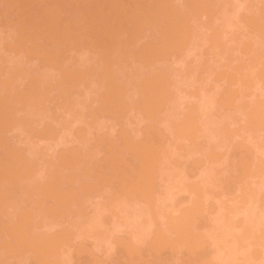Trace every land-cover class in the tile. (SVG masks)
<instances>
[{
	"label": "rangeland",
	"instance_id": "rangeland-1",
	"mask_svg": "<svg viewBox=\"0 0 264 264\" xmlns=\"http://www.w3.org/2000/svg\"><path fill=\"white\" fill-rule=\"evenodd\" d=\"M0 1V264H264V0Z\"/></svg>",
	"mask_w": 264,
	"mask_h": 264
},
{
	"label": "bare ground",
	"instance_id": "bare-ground-1",
	"mask_svg": "<svg viewBox=\"0 0 264 264\" xmlns=\"http://www.w3.org/2000/svg\"><path fill=\"white\" fill-rule=\"evenodd\" d=\"M2 1H3V3H6V2H4V0H2ZM5 1H7V0H5ZM8 1H9V0H8ZM10 1H12L11 4H10ZM10 1H9V4H10L11 6L13 5V6L15 7L16 0H15V1L10 0ZM17 1H18V0H17ZM23 1H24V0H23ZM32 1H33V0H32ZM49 1L51 2V0H49ZM49 1H48V3H49ZM52 1H53V0H52ZM54 1H55V0H54ZM71 1H72V0H71ZM75 1L77 2L78 0H74V2H75ZM92 1H93V3L95 2V0H92ZM92 1H91V2H92ZM98 1H99V0H98ZM107 1H108V0H107ZM107 1H106V3H107ZM111 1H112V3H113V2H117V1H119V0H116V1H115V0H111ZM111 1H110V2L108 1V3L110 4V6L113 5V6L115 7L116 5H114V3L111 4ZM120 1H121V0H120ZM123 1H124V0H122V2H120V3H121V4L124 3ZM134 1H135V0H134ZM138 1H139V0H138ZM0 2H1V1H0ZM13 2H15V4H14ZM24 2H25V1H24ZM57 2H58V1L56 0L55 3L57 4ZM59 2H60V1H59ZM62 2H63V1H62ZM62 2H61V4H63ZM67 2H68V1H67ZM69 2H70V1H69ZM83 2H84V0H83ZM85 2H86V1H85ZM96 2H97V1H96ZM102 2H103V1H102ZM104 2H105V0H104ZM140 2H141V1H140ZM164 2H165V1H164ZM166 2H167V0H166ZM170 2H171V1H170ZM170 2L168 1V3H170ZM1 3H2V2H1ZM17 3H19V2H17ZM20 3H21V2H20ZM29 3H30V2H29ZM34 3H35V2H34ZM38 3H39V2H38ZM53 3H54V2H53ZM53 3H52V4H53ZM70 3H71V2H70ZM77 3H79V4H78V8H79L80 3H81L82 6H83V3H82V2H77ZM98 3H99V2H98ZM106 3H105V4H106ZM108 3H107V4H108ZM118 3H119V2H118ZM131 3H133V2H131ZM131 3H129V4H131ZM168 3H167V4H168ZM218 3H219V2H218ZM6 4H7V3H6ZM6 4H5V6H6ZM21 4H22V3H21ZM21 4H20V5H21ZM32 4H33V2H32ZM50 4H51V3H50ZM59 4H60V3H59ZM59 4H57V6H58ZM61 4H60V5H61ZM65 4L68 5V3H66V2H65ZM65 4H64V8H66V5H65ZM73 4H76V3H73ZM96 4H97V3H96ZM109 4H108V6H107V5H104V6L110 7ZM116 4H117V3H116ZM124 4H125V3H124ZM137 4H138V3H137ZM1 5H3V4H1ZM30 5H31V4H30ZM33 5H34V4H33ZM47 5H48V4H47ZM53 5H55V4H53ZM60 5H59V6H60ZM70 5H71V4H70ZM70 5H69V7H70ZM85 5H86V3H85ZM94 5H95V4H94ZM101 5H103V3H102ZM101 5H100V6H101ZM118 5H120V4H118ZM126 5H128V4H126ZM134 5H135V4H134ZM138 5H139V4H138ZM141 5H142V4H141ZM141 5H140V7H142ZM154 5H155V4H154ZM11 6L8 5V7H9L10 9H11ZM13 6H12V8H13ZM23 6H24V5H23ZM37 6H38V5H37ZM45 6H46V5H45ZM45 6H44V7H45ZM59 6H58V8H59ZM71 6H72V5H71ZM80 6H81V5H80ZM82 6H81V7H82ZM87 6H88V5H87ZM92 6H93V5H92ZM100 6H98V8H103V7H100ZM131 6H132V5H131ZM131 6H130V7H131ZM159 6H160V5H159ZM164 6H165V5H164ZM169 6H170V5H169ZM0 7H1V6H0ZM2 7H3V6H2ZM2 7H1V8H2ZM8 7H7V8H8ZM17 7L20 8L19 6H16V8H17ZM26 7H27V5H26ZM38 7H39V6H38ZM48 7H49V5H48ZM96 7H97V5H96ZM107 7H105V8H107ZM116 7H117V6H116ZM118 7L120 8V6H118ZM118 7H117V8H118ZM132 7H134V6H132ZM140 7H138V8H140ZM154 7H157V5L154 6ZM165 7H167V6H165ZM1 8H0V9H1ZM4 8H5V7H4ZM4 8H3V9H4ZM18 8H17V9H18ZM50 8L52 9V11H53L54 9H56V7H50ZM64 8H61V9L65 10ZM71 8H72V7H71ZM74 8H77V5H76V7H74ZM105 8H104V9H105ZM122 8H123V7H122ZM122 8H121V9H122ZM218 8H219V7H218ZM14 9H15V8H14ZM14 9H12L13 12H11V13H12L13 15H14V14L17 15L18 13H16V12L14 13V11H17V10H14ZM30 9H31V8L29 7V10H30ZM66 9H70V8L67 7ZM91 9H92V7H91ZM96 9H97V8H96ZM96 9H95V10H96ZM109 9H110V8H109ZM112 9H113V8H112ZM112 9H111V11L113 12ZM124 9H125V8H124ZM124 9H123L122 11H120V10H117V11H118V13H119V11L122 13V12H125ZM127 9H128V8H127ZM160 9H161V8L159 7V10H160ZM220 9H221V8H220ZM7 10H8V9H7ZM21 10H22V9H21ZM31 10H32V9H31ZM36 10H37V9H36ZM38 10H39V9H38ZM48 10H49V9H48ZM63 10H61V12H62ZM71 10H72V9H71ZM97 10H98V9H97ZM97 10H96V11H97ZM114 10H115V9H114ZM131 10H132V9H131ZM135 10H136V9H135ZM153 10H154V9H152V11H153ZM221 10H222V9H221ZM3 11H4V10H3ZM3 11H1V12H3ZM9 11H10V10H9ZM22 11H23V10H22ZM25 11L27 12L28 10H25ZM40 11H41V9H40ZM72 11H73V10H72ZM102 11H104V10H102ZM102 11H100V12H102ZM133 11H134V10H133ZM133 11H131V13H134V14H131V13H130L129 16H130V17L132 16L131 18L133 19L135 16H136V18H138L137 16L140 15L139 18H138V19H140V20H138V19H136V20H137V22H139V24H141V26H140L141 29H143L142 27L145 25L146 22H147V23H146V24H147L146 27L148 26L147 28H151V27L154 28V27H155V26H154V25H155V21L152 22V20H150V18H149L150 21L148 20L149 22L146 20L145 12L142 10V8H141V11L144 12V15H143V12H142V13H141V12L139 13V9L137 10V11H138L137 14H135V11H134V12H133ZM166 11H167V10H166ZM173 11H175V10H173ZM210 11H213V9L210 10ZM6 12H7V11H6ZM26 12H25V13H22V12H21V14H26ZM28 12H29V11H28ZM30 12H31V11H30ZM35 12H36V11H35ZM44 12H45V11H43V13H44ZM46 12H47V11H46ZM48 12L50 13V11H48ZM55 12H56V11H54V13H55ZM58 12H59V11H58ZM69 12H70V11H69ZM74 12H81V11H78V9H77V11H74ZM97 12H98V11H97ZM149 12H150V10H149ZM149 12H148V13H149ZM168 12H169V11H168ZM170 12H171V11H170ZM176 12H177V11H176ZM222 12H223V11H222ZM3 13L5 14V12H3ZM11 13L9 12V14H11ZM52 13H53V12H52ZM52 13H51V14H52ZM65 13H66V11H65ZM94 13H95V12H94ZM105 13H107V12H105ZM109 13H110V12H109ZM118 13H117V14H118ZM128 13H129V12H128ZM161 13H163V12H161ZM173 13H174V12H173ZM173 13H172V15H170V16H173ZM4 14H2V16H3ZM7 14H8V13H7ZM12 14H11V15H8L9 18H10V20H9V18H7L8 16H6V18H7L10 22H12L11 19L14 18V16H12ZM21 14H20V15H21ZM36 14H37V13H36ZM41 14H42V13H41ZM79 14H80V13H79ZM95 14H97V13H95ZM100 14H101V13H100ZM110 14H111V13H110ZM155 14H156V13H155ZM169 14H171V13H169ZM178 14H179V12L177 13V15H178ZM5 15H6V14H5ZM5 15L3 16V18L6 20V22H5L4 20H3L2 22L7 23L8 21H7V19L5 18ZM16 15H15V18H16L15 21H18V22H19L18 19H19L20 15L18 14L17 17H16ZM26 15H27V14H26ZM47 15L49 16L50 14L47 13ZM53 15H54V14H53ZM105 15H106V14H105ZM107 15H108V13H107ZM111 15H112V14H111ZM111 15H110V16H111ZM120 15H121V14H120ZM120 15H119V16H120ZM125 15L127 16V14H125ZM133 15H134V16H133ZM141 15H143V18H144L143 20H144V21L142 20V18H140ZM157 15H158V14H157ZM174 15H175V14H174ZM23 16H25V15H23ZM23 16H22V17H23ZM28 16H30V14H28L27 17H28ZM31 16H33V13H32ZM44 16H45V15H44ZM51 16H52V15H51ZM51 16H50L49 18H51ZM94 16H95V15H94ZM116 16H117V15H116V13H115V17H116ZM153 16L155 17L154 14H153ZM168 16H169V15H168ZM178 16H179V15H178ZM178 16H177V17H178ZM0 17H1V15H0ZM27 17H26V18H27ZM52 17H53V16H52ZM58 17H59V16H58ZM111 17H112V16H111ZM157 17H158V16H157ZM162 17H163V16H162ZM180 17H181V16H180ZM24 18H25V17H24ZM26 18H25V19H26ZM32 18H33V17H32ZM36 18H37V17H36ZM74 18H75V17H74ZM87 18H89V17H87ZM93 18H94V17H93ZM101 18H102V17H100V19H101ZM107 18H108V16L106 17V19H107ZM118 18H120V17H118ZM123 18H124V16L122 17V19H123ZM155 18H156V17H155ZM159 18H161V17H159ZM166 18H167V17H166ZM175 18H176V17H175ZM25 19H22V20L20 19L21 23H22V21H23V24L26 23L27 21H26ZM61 19H62V18H61ZM77 19H78V18H77ZM77 19H76V20H77ZM97 19H99V17H97ZM104 19H105V17H104ZM106 19H105V20H106ZM113 19H114V16H113ZM116 19H117V18H116ZM147 19H148V18H147ZM151 19H153V18L151 17ZM163 19H164V18H163ZM176 19H177V18H176ZM179 19H180V18H179ZM0 20H1V19H0ZM24 20H25L26 22H25ZM42 20H43V19H42ZM42 20H41V21H42ZM49 20H50V19H48V21H49ZM79 20H81V19H79ZM86 20H87V19H86ZM95 20H96V19H95ZM95 20H94V21H95ZM101 20H102V19H101ZM105 20H104V21H105ZM107 20H108V19H107ZM109 20H110V17H109ZM133 20H134V19H133ZM133 20H132V21H133ZM141 20L143 21V22H142V23H143V26H142V23L140 22ZM157 20H158V19H157ZM166 20H167V19H166ZM168 20L170 21V17H169ZM31 21H32V20H31ZM33 21L35 22L34 19H33ZM41 21H40V22H41ZM51 21H52V20H51ZM66 21H67V20H65V22H66ZM82 21H84V20H82ZM92 21H93V20H92ZM102 21H103V20H102ZM113 21H114V20H113ZM125 21H126V20H125ZM145 21H146V22H145ZM161 21H162V20H161ZM161 21L159 20V24H160ZM172 21H174V20L171 19V22H172ZM176 21L179 22L178 19L175 20V22H176ZM183 21H184V20H183ZM10 22H9V23H10ZM13 22H14V21H13ZM49 22H50V21H49ZM77 22H81V21H77ZM84 22H85V21H84ZM98 22H99V21H98ZM100 22H101V21H100ZM107 22H108V21H107ZM110 22H111V21H110ZM127 22H128V21H127ZM151 22H152V23H151ZM163 22H164V21H163ZM38 23H39V21H38ZM42 23H43V22H42ZM45 23H46V21H45ZM60 23H61V21H60ZM93 23H94V22H93ZM115 23H116V21H115ZM119 23H120V22H119ZM124 23H125V22H124ZM149 23H151L152 25L154 24V25L150 27V26L148 25ZM165 23H166V22H165ZM169 23H170V22H169ZM169 23H168V24H169ZM7 24H8V23H7ZM10 24H11V23H10ZM10 24H9V25H10ZM12 24H13V23H12ZM14 24H15V22H14ZM18 24H19V23H18ZM26 24H27V23H26ZM28 24H29V23H28ZM34 24H35V23H34ZM51 24H52V23H51ZM64 24H65V23H64ZM67 24H68V22H67ZM71 24H72V23H71ZM73 24H74V23H73ZM76 24H78V23H76ZM103 24H105V23L102 22V26L104 27ZM109 24H110V23H109ZM129 24H130V23H129ZM139 24H138V25H139ZM151 24H150V25H151ZM183 24H184V23H183ZM183 24H182V22H181V24L179 23V25H183ZM250 24H252V23H250ZM250 24H249V25H250ZM1 25H2V24H1ZM1 25H0V26H1ZM21 25H22V24H21ZM32 25H33V23H32ZM36 25H38V24H35V26H36ZM39 25H40V23H39ZM49 25H50V24H49ZM65 25H66V24H65ZM65 25H64V26H65ZM69 25H70V24H69ZM78 25H79V24H78ZM83 25H85V24H83ZM113 25H114V23H113ZM120 25H122V22H121V24H119V26H120ZM123 25H124V24H123ZM125 25H126V24H125ZM171 25H172V24H171ZM177 25H178V24H177ZM247 25H248V24H247ZM2 26H4V24H3ZM6 26H7V25H5V27H6ZM13 26H14V25H13ZM15 26H16V25H15ZM27 26H28V25H27ZM35 26L33 25V27H31V24H30L29 28H34ZM58 26H60V25L58 24ZM70 26H71V25H70ZM73 26H74V25H73ZM79 26H82V25H79ZM79 26H78V27H79ZM92 26H93V24H92ZM95 26H96V25H95ZM98 26H99L100 28L102 27V26H100V24H98ZM105 26H107V25H105ZM115 26H116V25H115ZM136 26H137V25H136ZM156 26H157V24H156ZM172 26H173V25H172ZM175 26H176V25H175ZM250 26H251V25H250ZM40 27H41V26H40ZM44 27H45V26H44ZM46 27H47V26H46ZM62 27H63V26H62ZM65 27H67V26H65ZM68 27H69V26H68ZM75 27H76V25H75L74 27H72V29L75 28ZM82 27H86V26H82ZM99 27H98V28H99ZM107 27H109V26H107ZM122 27H123V26H122ZM138 27H139V26H138ZM161 27H162V26H161ZM163 27H164V26H163ZM170 27H171V26H170ZM177 27H178V26H177ZM181 27H182V26H180V28H181ZM10 28H11V27H10ZM13 28H14V27H13ZM23 28H24V27H23ZM38 28H39V27H38ZM50 28H52V27H49V29H50ZM57 28H58V27H57ZM63 28H64V27H63ZM91 28H92V27H91ZM98 28H97V30H100V28H99V29H98ZM110 28H111V27H110ZM144 28H145V27H144ZM153 28H152V29H153ZM156 28H157V27H156ZM165 28H166V27H165ZM165 28H164V29H165ZM180 28H179V29H180ZM5 29H6V28H5ZM35 29H36V28H35ZM40 29H41V28H40ZM58 29H59V28H58ZM64 29H65V28H64ZM69 29H70V31H72L71 28H69ZM83 29H84V28H83ZM92 29H93V28H92ZM101 29H103V28H101ZM115 29H117V28H115ZM123 29H125V28L123 27ZM157 29H158V28H157ZM166 29H167V28H166ZM169 29H170V28H169ZM169 29H167V30H169ZM173 29H174V28H173ZM38 30H39V29H38ZM62 30H63V29H62ZM74 30H75V29H74ZM85 30H86V29H85ZM104 30H106V29L100 30L99 33H101V32L103 31V32H102L103 34H101V36L103 35V36L105 37V40L108 38V35L111 36L112 34H114V33H112V34L110 35V33H108V35H107L106 31H108L109 29H107L105 32H104ZM110 30H111V29H110ZM117 30H118V29H117ZM119 30H120V29H119ZM126 30H127V29H126ZM135 30H136V29H135ZM143 30H144V29H143ZM183 30H184V28H183ZM17 31H18V30H17ZM27 31H28V30H27ZM33 31H34V30H33ZM36 31H37V29L35 30V32H36ZM67 31H68V30H67ZM70 31H68V32H70ZM75 31H77V30H75ZM111 31H113V30H111ZM131 31H132V30H131ZM169 31H170V30H169ZM172 31H173V30H172ZM172 31H171V32H172ZM178 31H179V30H178ZM180 31H181V30H180ZM5 32H7V31H5ZM29 32H30V31H29ZM38 32H39V31H38ZM47 32H48V31H47ZM58 32H59V31H58ZM73 32H74V31H73ZM89 32H90V29H89ZM94 32L97 33L95 30H94ZM108 32H109V31H108ZM175 32H176V30H175ZM0 33H1V32H0ZM17 33H18V32H17ZM20 33H21V32H20ZM36 33H37V32H36ZM42 33H43V32H42ZM63 33H64V32H63ZM65 33H66V32H65ZM65 33H64V34H65ZM79 33H81V32H79ZM95 33H94V36H95ZM99 33H98V34H99ZM104 33H106V35H105ZM116 33H117V32H116ZM118 33H119V32H118ZM118 33H117V34H118ZM122 33H123V32H122ZM128 33H129V32H128ZM128 33H127V34H128ZM137 33H138V30H137ZM137 33H136V34H137ZM140 33H141V31H140ZM156 33H157V32H156ZM156 33H155V36H157ZM159 33H161V32H159ZM163 33H164V32H163ZM46 34H47V33H46ZM76 34H77V33H76ZM82 34H83V33H82ZM85 34H88V32H87V33L84 32V35H85ZM91 34H93V31L91 32ZM119 34H120V33H119ZM125 34H126V33H125ZM169 34H170V33H169ZM6 35H7V34H6ZM19 35H20V34H19ZM22 35H23V34H22ZM26 35H27V34H26ZM29 35H31V34H29ZM39 35H40V34H39ZM50 35H51V34H50ZM78 35H79V34H78ZM78 35H77V36H78ZM84 35H82V37H84ZM96 35H97V34H96ZM114 35H115V37H116V34H114ZM132 35H133V33H132ZM142 35H143V34H141V37H142ZM159 35H160V34H159ZM14 36H15V35H14ZM71 36L73 37V34H72ZM71 36H70V37H71ZM101 36H100V37H101ZM103 36H102V37H103ZM135 36H137V35H135ZM138 36H139V35H138ZM144 36H145V35H144ZM20 37H21V36H20ZM20 37H19V38H20ZM24 37H25V36H24ZM30 37H31V36H30ZM30 37H29V38H30ZM58 37H59V36H58ZM58 37H56V38H58ZM87 37H88V36H86V37H84V38L87 39ZM91 37H93V36H91ZM96 37H97V36H96ZM98 37H99V36H98ZM100 37H99V38H100ZM119 37H120V36H119ZM131 37H132V36H131ZM161 37H162V36H161ZM161 37H160V38H161ZM168 37H169V36H168ZM7 38H8V37H7ZM14 38H15V37H14ZM17 38H18V37H17ZM26 38H27V37H26ZM26 38H24L25 41H23V43H24V42L28 43L27 41H28L29 39L26 41ZM46 38L48 39L47 36H46ZM46 38L44 37V39H46ZM51 38H52V37H51ZM56 38H55V39H56ZM60 38H61V37H60ZM79 38H80V37H79ZM84 38H83V39H84ZM93 38H94V37H93ZM109 38H110V37H109ZM109 38H108V39H109ZM111 38H112V37H111ZM111 38H110V39H111ZM117 38H118V37H117ZM117 38H114V40L111 39V40H113V41H116L117 43L115 42V43H113L114 45H110L111 42H109L108 44L111 46V48H112L113 46H116L117 48L115 47V49L118 50L119 46H120V45L123 46L124 43L121 44V43L117 40ZM133 38H134V37H133ZM136 38H138V37H136ZM68 39H69V37H68ZM74 39H76V38H74ZM83 39H82V40H83ZM86 39H85V40H86ZM88 39H89V37H88ZM91 39H92V38H91ZM101 39H103V38H101ZM115 39H116V40H115ZM118 39H119V38H118ZM122 39H123V38H122ZM122 39H121V41H122ZM124 39H125V36H124ZM124 39H123V40H124ZM129 39H130V38H129ZM139 39H140V37H139ZM139 39H138V40H139ZM168 39H169V38H168ZM171 39H172V38H171ZM3 40H4V39H3ZM3 40H1V41H3ZM8 40H9V39H8ZM10 40H11V39H10ZM31 40H32V38H31ZM48 40H49V39H48ZM58 40H59V39H58ZM79 40H80V39H79ZM134 40H135V39H134ZM136 40H137V39H136ZM160 40H161V39H160ZM165 40H166V38H165ZM4 41H7V39L5 38ZM69 41H73V39H72V40H69ZM80 41H81V40H80ZM97 41H98V40H97ZM99 41H100V40H99ZM101 41H102V40H101ZM108 41H109V40H108ZM126 41H127V39H126ZM128 41H129V40H128ZM163 41H164V40H163ZM166 41H167V40H166ZM171 41H173V40H171ZM17 42H18V41H17ZM21 42H22V41H21ZM21 42H20V44H21ZM34 42H35V41H34ZM54 42H57V41L55 40ZM59 42H61V41L59 40ZM81 42H82V41H81ZM81 42H80V43H81ZM83 42H84V40H83ZM83 42H82V43H83ZM118 42H119L120 45H118ZM124 42H125V41H124ZM133 42H134V41H133ZM133 42H132V38H131V41H129V43H128V42H125L126 44H127V43H128V44H127V45L125 44L123 48L120 46L121 49H119V52L117 51V52H118V53H117L118 55H116V53H115L114 55L119 57V53H121L122 55L120 54V56H121L120 59L124 56V54H125V58H126V55H127V58H128V56H129V55H128V52H129L128 49H127V50H124V51H122V49L126 48V46H128V45L132 46V45H133ZM173 42H174V41H173ZM14 43H16V42H14ZM26 43H25V44H26ZM68 43H69V42H68ZM75 43H76V41H75ZM75 43H74V44H75ZM98 43H99V42H98ZM102 43H103V42H102ZM130 43H131L132 45H131ZM151 43H153V41H151ZM164 43H165V41H164ZM167 43H168V42H167ZM169 43H170V42H169ZM30 44H31V43H30ZM52 44H53V42H52ZM72 44H73V43H72ZM83 44H84V43H83ZM92 44H93V43H92ZM94 44H95V43H94ZM100 44H101V43H100ZM105 44H106V43H105ZM105 44H104V45H105ZM108 44H107V45H108ZM111 44H112V43H111ZM134 44H135V43H134ZM136 44H137V43H136ZM12 45H13V43H12ZM26 45H27V44H26ZM28 45H29V44H28ZM75 45H76V44H75ZM117 45H118V46H117ZM147 45H149V44H147ZM165 45H166V43H165L163 46H165ZM10 46H11V45H10ZM22 46H23V45H22ZM70 46H71V45H70ZM93 46H94V45H93ZM98 46H99V45H98ZM101 46H102V45H101ZM101 46H99V47L101 48ZM110 46H109L108 48L106 47L108 51L110 50V49H109ZM151 46H152V45H151ZM158 46H159V45H158ZM16 47H18V46H16ZM19 47H20V45H19ZM33 47H34V46H33ZM71 47H72V46H71ZM96 47H97V46H96ZM99 47H98V49H99ZM144 47H145V46H144ZM171 47H172V44H171ZM77 48H78V47H77ZM77 48H76V49H77ZM87 48H88V47H87ZM90 48H91V47H90ZM90 48H89V49H90ZM92 48H93V47H92ZM102 48H103V47H102ZM131 48H132V47H131ZM133 48L135 49V47H133ZM148 48H149V47H148ZM150 48H151V47H150ZM157 48H158V47H157ZM160 48H161V46H160ZM160 48H159V49H160ZM169 48H170V47H169ZM25 49H26V48H25ZM103 49H104V48H103ZM112 49H113V48H112ZM112 49H111V51H112ZM115 49H113V50L115 51ZM155 49H156V48H154V51H155ZM161 49H162V48H161ZM165 49H166V48H165ZM170 49H171V48H170ZM172 49H173V48H172ZM21 50H24L23 47H22ZM94 50H95V49H94ZM101 50H102V49H101ZM129 50H130V49H129ZM15 51H16V50H15ZM26 51H27V50H26ZM31 51H33V50H31ZM31 51H30V52H31ZM53 51H54V49H53ZM96 51H97V49H96ZM108 51H107V52H108ZM111 51H110V53H111ZM126 51H128L127 54H126ZM149 51H151V50H149ZM157 51H158V50H157ZM160 51H161V50H160ZM162 51H163V50H162ZM165 51L168 52V50H165ZM165 51H164V52H165ZM122 52H125V53H122ZM130 52H131V51H130ZM152 52H153V51H152ZM26 53H27V52H26ZM28 53H29V52H28ZM33 53H34V52H33ZM51 53H52V52H51ZM51 53H50V54H51ZM97 53H98V52H97ZM101 53H102V52H101ZM110 53H109V55L112 54V53H111V54H110ZM113 53H114V52H113ZM147 53L150 54L151 52H147ZM147 53H146V55H147ZM155 53H156V51H155ZM155 53H154V55H157L158 52H157L156 54H155ZM30 54H31V53H30ZM131 54H132V53H131ZM144 54H145V53H144ZM46 55H47V54H46ZM48 55H49V54H48ZM56 55H57V54H56ZM100 55H101V54H100ZM104 55H106V54L103 53V56H104ZM114 55H113V56H114ZM136 55H137V54H136ZM146 55H144V56L146 57ZM151 55H153V54L151 53ZM43 56H44V55H43ZM50 56H51V55H50ZM58 56H59V55H58ZM107 56H108V54H107ZM107 56H106V57H107ZM149 56H150V55H149ZM48 57H49V56H48ZM100 57H101V56H100ZM104 57H105V56H104ZM153 57H154V56H153ZM55 58H56V57H55ZM111 58H112V56H111ZM125 58H124V57L122 58V59H123L122 62L125 60ZM129 58H130V56H129ZM139 58L141 59V57H139ZM142 58H143V57H142ZM148 58H150V57H148ZM26 59H27V57H26ZM50 59H51V58H50ZM58 59H59V58H58ZM103 59H104V58H103ZM108 59H109V57H108ZM108 59H107V60H108ZM118 59H119V58H118ZM118 59L115 60V61L113 60V61H114L113 64H116L115 62L118 61ZM130 59H131V58H130ZM150 59H151V58H150ZM42 60H43V59H42ZM44 60H45V58H44ZM105 60H106V59H105ZM105 60H104V61H105ZM135 60H136V59H135ZM138 60H139V59H138ZM138 60H137V61H138ZM145 60H146V58H145ZM153 60H154V59H153ZM37 61H38V60H37ZM45 61H47V60H45ZM45 61H44V62H45ZM60 61H61V60H60ZM113 61H112V62H113ZM120 61H121V60H119L118 62L120 63ZM126 61L128 62V59L125 60V64H126ZM129 61H130V60H129ZM137 61H136V62H137ZM149 61H150V60H149ZM41 62H42V61H41ZM48 62H52V61L49 60ZM48 62H47V63H48ZM54 62H55V61H54ZM54 62H53V64H54ZM110 62H111V60H110ZM138 62H139V61H138ZM33 63H34V62H33ZM42 63H43V62H42ZM42 63H41V64H42ZM55 63H56V62H55ZM57 63H58V62H57ZM145 63H146V61H145ZM145 63L142 64V65L144 66ZM149 63H150V62H148L147 64H149ZM49 64H50V63H49ZM58 64H59V63H58ZM104 64H105V63H104ZM111 64H112V63H111ZM125 64H124V66H125ZM147 64L145 65L146 67H147ZM153 64H154V62H153ZM45 65H46V64H45ZM102 65H103V64H102ZM105 65H107V64H105ZM105 65H103V66H105ZM117 65H118V64H117ZM117 65H116V66H117ZM119 65H121V64H119ZM122 65H123V64H122ZM126 65H127V64H126ZM150 65H151V64H150ZM46 66H47V65H46ZM100 66H101V65H100ZM103 66H102V67H103ZM107 66H108V65H107ZM110 66H111V65H110ZM148 66H149V65H148ZM44 67H45V66H44ZM102 67H101V68H102ZM112 67H113V66H112ZM117 67H118V66H117ZM72 68H73V67H72ZM109 68H110V67H109ZM120 68H121V67H120ZM27 69H28V68H27ZM48 69H49V68H48ZM46 70H47V69H46ZM71 70H72V69H71ZM79 70H80V69H79ZM83 70H84V69H83ZM108 70H109V69H108ZM108 70H106V71H108ZM112 70H113V69H112ZM121 70H122V69H121ZM51 71H52V70H51ZM77 71H78V70H77ZM84 71H85V70H84ZM92 71H93V70H92ZM119 71H120V70H119ZM125 71H126V70H125ZM11 72H12V71H11ZM17 72H18V71H17ZM42 72H45V71H42ZM54 72H56V71H54ZM61 72H62V70H61ZM75 72H76V70H75ZM85 72H87V71H85ZM93 72H94V71H93ZM108 72H109V71H108ZM132 72L134 73V71H131V73H132ZM22 73H23V72H22ZM64 73H65V72H64ZM73 73H74V72H73ZM94 73H95V72H94ZM104 73H105V72H104ZM8 74H9V73H8ZM29 74H30V73H29ZM60 74H61V73H60ZM66 74H67V73H66ZM70 74H72V73L70 72ZM109 74H110V73H109ZM109 74H107V75H109ZM111 74H113V73H111ZM24 75H26V74H24ZM75 75H76V74H75ZM75 75L73 74V76H75ZM78 75H80V74H78ZM102 75H103V74H102ZM102 75H101V76H102ZM105 75H106V73H105ZM105 75H103V76H105ZM136 75H137V74H136ZM150 75H151V74H150ZM21 76H22V74H21ZM28 76H29V75H28ZM69 76H70V75H69ZM73 76H72V78H74ZM80 76H81V75H80ZM109 76H110V75H109ZM117 76H118V75H117ZM12 77H13V76H12ZM60 77H61V76H60ZM63 77H64V76H63ZM65 77H66V79L68 78L66 75H65ZM70 77H71V76H70ZM77 77H78V76H77ZM84 77H86V76H84ZM90 77H91V76H90ZM111 77H112V75H111ZM115 77H116V75H115ZM115 77H114V78H115ZM120 77H121V75H120ZM141 77H142V76H141ZM20 78H21V77H20ZM22 78H23V77H22ZM82 78H83V77H82ZM142 78H144V77H142ZM149 78H150V77H149ZM15 79H16V78H15ZM34 79H35V78H34ZM38 79H39V78H38ZM58 79H59V78H58ZM61 79H62V78H61ZM103 79H104V78H103ZM108 79H110V78L108 77ZM108 79H107V80H108ZM111 79H112V78H111ZM144 79H145V78H144ZM27 80H28V78H27ZM54 80H55V79H54ZM54 80H53V81H54ZM56 80H57V79H56ZM68 80H69V78H68ZM68 80H66V81L69 82ZM72 80H73V79H72ZM80 80L83 81V79H81V78H80ZM112 80H113V79H112ZM150 80H151V79H150ZM12 81H13V80H12ZM35 81H36V80H35ZM58 81H59V80H58ZM64 81H65V80H64ZM64 81H62L63 84H65V82H66V81H65V82H64ZM70 81H71V79H70ZM82 81H81V82H82ZM100 81H101V80H100ZM103 81H104V80H103ZM139 81H140V80H139ZM147 81H148V80H147ZM147 81H146V82H147ZM4 82H5V81H4ZM7 82H8V81H7ZM32 82H33V81H32ZM32 82H31V83H32ZM56 82H57V81H56ZM67 82H66V83H67ZM105 82H107V81L105 80ZM134 82H135V81H134ZM141 82H142V81H141ZM146 82H145V83H146ZM148 82H149V81H148ZM160 82H161V81H160ZM160 82H159V83H160ZM9 83H10V82H9ZM17 83H18V82H17ZM29 83H30V82H29ZM36 83H38V82H36ZM40 83H41V82H40ZM59 83H60V81H59ZM59 83H58V84H59ZM139 83H140V82H139ZM151 83H152V82H151ZM11 84H12V83H11ZM11 84H10V85H11ZM63 84H61V85H63ZM71 84H72V83H71ZM76 84H77V83H76ZM110 84H111V83H110ZM110 84H109V86H110ZM140 84H141V83H140ZM148 84L150 85V83H148ZM152 84H153V83H152ZM16 85H17V84H16ZM36 85H37V84H34L33 87H35ZM56 85H57V84H56ZM56 85H55V86H56ZM74 85H75V84H74ZM111 85H112V84H111ZM149 85H148V86H149ZM31 86H32V85H31ZM37 86H38V85H37ZM52 86H53V85H52ZM64 86H65V85H64ZM133 86H135L134 83H133ZM136 86H137V85H136ZM140 86H141V85H140ZM26 87H27V86H26ZM72 87H73V86H72ZM1 88H2V87H1ZM35 88H36V87H35ZM59 88H60V87H59ZM132 88H133V87H132ZM136 88H137V87H136ZM147 88H148V87H147ZM66 89H67V88H66ZM68 89H70L69 86H68ZM0 90H1V89H0ZM16 90H17V89H16ZM30 90L32 91V92H31L32 94H30V95L34 96L33 94H35V89L30 88ZM57 90H58V89H57ZM111 90H112V89H111ZM137 90H138V88H137ZM8 91H9V90H8ZM33 91H34V93H33ZM69 91H70V90H69ZM134 91H135V90H134ZM21 92H22V90H21ZM140 92H143V91H140ZM149 92H150V91H149ZM149 92H148V94H149ZM18 93H19V91H18ZM63 93H64V91H63ZM19 94H20V93H19ZM22 94H23V93H22ZM22 94H21V95H22ZM24 94H26V93H24ZM28 94H29V93H28ZM36 94H37V93H36ZM44 94H45V93H44ZM135 94H136V93H135ZM141 94H142V93H141ZM148 94L146 93L147 96L150 95V94H149V95H148ZM6 95H7V94H6ZM14 95H15V94H14ZM17 95H18V94H17ZM21 95H20V96H21ZM37 95H38V94H37ZM37 95H36V97H37ZM62 95H65V94H62ZM62 95H61V97H62ZM109 95H110V94H108V96H109ZM137 95H139V94L137 93ZM9 96H10V95H9ZM32 96H31V98L36 99V98H34V97H32ZM40 96H42V93H41ZM67 96H68V95H67ZM14 97H15V96H14ZM64 97H65V96H64ZM105 97H106V99H107V96H105ZM109 97H110V96H109ZM140 97H141V96H140ZM150 97L153 98L152 95H151ZM17 98H18V97H17ZM20 98H21V97H20ZM27 98H28V100H27L26 98L24 99V97L21 98L22 101L27 100V101H26V104H24V105L30 104V102H29V97H27ZM44 98H45V97H44ZM47 98H48V96H47ZM37 99H38V98H37ZM37 99H36V100H37ZM106 99H105V101H106ZM140 99H141V98H140ZM153 99H154V98H153ZM17 100H18V103H19L20 99L18 98ZM39 100H40V98H39ZM111 100H112V94H111ZM150 100H151V99H150ZM12 101H13V100H12ZM22 101L20 102V104L23 103ZM30 101H31V99H30ZM42 101H43V100H42ZM45 101H46V100H45ZM47 101H48V100H47ZM105 101H104V103H105ZM109 101H110V100H109ZM144 101H145V100H144ZM146 101H147V100H146ZM146 101H145V102H146ZM14 102H15V101H14ZM27 102H29V103H27ZM33 102H34V101H33ZM33 102L31 101V103H33ZM102 102H103V101H102ZM110 102H111V101H110ZM147 102H148V101H147ZM153 102H154V101H153ZM0 103H1V102H0ZM24 103H25V102H24ZM138 103H139V102H138ZM149 103H152V102L149 101ZM102 104H103V103H102ZM109 104H110V103H109ZM116 104H117V103H116ZM123 104H124V103H123ZM145 104H146V103H145ZM147 104H148V103H147ZM147 104H146L145 106H147L148 109H149L150 107H149V105H147ZM15 105H16V104H15ZM30 105H31V104H30ZM34 105H35V103H34ZM36 105H37V104H36ZM126 105H127V103H126ZM137 105H138V104H137ZM142 105H143V104H142ZM142 105H140V106H142ZM151 105H152V104H151ZM1 106H2V105H1ZM21 106H22V105H21ZM115 106H116V105H115ZM28 107H29V106H28ZM106 107H107V109H108L107 104H106ZM135 107H136V106H135ZM110 108H111V106L109 107V110H110ZM130 108H132V107H130ZM5 109H6V108H5ZM18 109L20 110V108H18ZM100 109H101V108H100ZM104 109H105V107H104ZM114 109H115V107H114ZM141 109H142V108H141ZM148 109H147V110H148ZM150 109H151V111L154 110V108L152 109V107H151ZM14 110H15V108H14ZM37 110H38V109H37ZM111 110H112V109H111ZM136 110H137V108H136ZM1 111H2V110H1ZM4 111H5V110H4ZM141 111H142V110H141ZM141 111H140V112H141ZM143 112H144V111H143ZM143 112H142V113H143ZM145 112H146V111H145ZM149 112H150V111H149ZM113 113H114V110H113ZM0 114H1V113H0ZM4 114H5V112H4ZM8 114H9V113H8ZM10 114H11V113H10ZM1 116H2V114H1ZM5 116H6V115H5ZM112 116H113V115H112ZM109 117H110V116H109ZM111 118H112V117H111ZM113 118H114V117H113ZM5 119H7V118H5ZM2 121H3V120H2ZM2 121H1V122H2ZM8 122H9V121H8ZM3 123H4V125H5V122H3ZM10 124H11V123H10ZM28 124H29V123H28ZM25 128H26V127H25ZM1 131H2V130H0V132H1ZM26 131H27V130H26ZM4 134H5V133H4ZM4 134H3V135H4ZM6 141H7V140H6ZM1 142H2V141H1ZM1 144H2V143H0V145H1ZM7 144H8V143H7ZM7 144H6V145H7ZM128 144H129V143H128ZM130 144H131V143H130ZM148 144H149V143H148ZM10 145H11V144H10ZM3 146L5 147V149L7 148V146H5V145H3ZM130 147H133V145L130 146ZM9 148H10V147H9ZM22 148H24V147H22ZM151 148H152V147H151ZM0 149H1V148H0ZM131 150H132V149H131ZM144 151H145V150H144ZM2 152H3V151H2ZM5 152H6V151H5ZM8 152L11 153V154L13 155V153H12L13 151H11V152L8 151ZM17 152H18V151H17ZM9 153H8V154H9ZM15 153H16V152H15ZM25 153H26V152H25ZM30 153H32V152H30ZM16 154H17V153H16ZM138 154H139V153H138ZM12 155H10V156H12ZM102 155H103V154H102ZM115 155H116V154H115ZM115 155H114V156H115ZM141 155H142V154H141ZM145 155H146V154H145ZM150 155H151V154H150ZM10 156H9L10 159L7 158V159H8V163H9V162L11 163V157H10ZM20 156H22V155H20V153H19V158H21ZM26 156H27V155H26ZM104 156H105V155H104ZM7 157H8V156H7ZM24 157H25V156H24ZM107 157H108V156H107ZM141 157H143V155H142ZM17 158H18V157H17ZM17 158H16V161H17ZM97 158H98V157H97ZM100 158H101V157H100ZM114 158H116V157H114ZM118 158H119V157H118ZM22 159L25 160L24 158H22ZM22 159L20 160L21 163H20L19 161H18V163L24 165V164L22 163ZM101 159H102V158H101ZM101 159H100V160H101ZM109 159H110V158H109ZM120 159H121V158H120ZM4 160H5V159H4ZM9 160H10V161H9ZM12 160L15 162V158H13ZM62 160H63V159H62ZM110 160H111V159H110ZM110 160H109V161H110ZM112 160H113V158H112ZM112 160H111V161H112ZM138 160H139V159H138ZM144 160H145V159H144ZM144 160H143V161H144ZM1 162H2V161H1ZM6 162H7V161H6ZM14 162H13V164H17V165H18L17 162H16V163H14ZM23 162H25V161H23ZM94 162H95V161H94ZM101 162H102V161H101ZM31 163H32V162H31ZM110 163H111V162H110ZM3 164H4V163H3ZM25 164H26V163H25ZM102 164H103V163H102ZM118 164H119V163H118ZM5 165L8 166V167L5 166V167H7V170H8L9 167L11 166V165L9 166V164H5ZM97 165H98V164H97ZM19 166H20V165H19ZM111 166H112V165H111ZM116 166H117V165H116ZM1 167H2V166H1ZM11 167H12V168H11ZM11 167H10V168H11L13 171H10V172H11V174L13 173V176H14V177H16V175L14 174V172H15V168H14V166H11ZM90 167H91V166H90ZM101 167H102V166H101ZM103 167H104V165H103ZM122 167H123V166H122ZM3 168H4V166H3ZM3 168H2V169H3ZM22 168H24V167H22ZM4 169H5V168H4ZM25 169H26V168H25ZM28 169H29V168H28ZM0 170H1V169H0ZM18 170H19V169H18ZM29 170L31 171V169H29ZM108 170H109V169H108ZM114 170L116 171V169H114ZM148 170H149V169H148ZM148 170H147V171H148ZM16 171H17V170H16ZM10 172H8V173L5 174V175L8 174V175H7V178H9V176H10ZM23 172H24V171H23ZM32 172H33V171H32ZM100 172H101V171H100ZM110 172H111V169H110ZM15 173H16V172H15ZM18 173L20 174L19 171H18ZM28 174H29V173H28ZM31 174H33V173H31ZM59 174H60V173H59ZM131 174H132V172H131ZM13 176H12V177L10 176V177L13 179V178H14ZM101 176H102V175H101ZM19 177H20V176H19ZM5 178H6V177H5ZM11 178H10V179H11ZM149 178H150V177H149ZM14 179H15V178H14ZM17 179H18V178H17ZM17 179H15V180H17ZM23 179H24V178H23ZM15 180H14V181L11 180V181H12V182H15ZM153 180H154V179H153ZM9 181H10V180H9ZM11 181H10V182H11ZM155 181H156V180H155ZM0 182H1V181H0ZM6 182H7V181H6ZM12 182H11V183H12ZM16 182H17V181H16ZM149 182H150V181H149ZM132 185H133V184H132ZM1 186H3V185H1ZM128 186H129V185H128ZM134 186H136V185H134ZM149 186H150V185H149ZM9 187H10V186H9ZM16 187H17V185H16ZM129 187H130V186H129ZM12 188H13V186H12ZM42 188H43V187H42ZM132 188H134V187L132 186ZM39 189H40V188H39ZM93 189H94V188H93ZM0 190H1V189H0ZM5 190H7V189L5 188ZM9 190H10V189H9ZM59 190H60V189H59ZM137 190H138V189H137ZM10 191H11V190H10ZM10 191H9V192H10ZM148 191H149V190H148ZM4 192H5V191H4ZM7 192H8V191H7ZM40 192H41V189H40ZM58 192H59V191H58ZM146 192H147V191H146ZM0 193H3V191L0 192ZM66 193H67V194H68V193L72 194L71 192H65L64 195H66V196H70L69 194L67 195ZM139 193H140V192H139ZM5 194H6V193H5ZM9 194H10V193H9ZM57 194H58V193H57ZM57 194H55V195H57ZM59 194H62V192H59ZM59 194H58V195H59ZM137 194H138V193H137ZM46 195H47V194H46ZM64 195H61V196H63V198H64ZM0 196H1V195H0ZM5 196H6V195H5ZM53 196H54L53 194H52V195L50 194V197H53ZM61 196H60V197H61ZM54 197L56 198V196H54ZM1 198H2V196H1ZM4 198H5V197H4ZM65 198H66V197H65ZM53 199H54V198H53ZM56 199H57V198H56ZM63 200H64V199H63ZM5 202H6V201H4V203H5ZM11 202H12V201H11ZM16 203H17V202H16ZM14 204H15V203H14ZM6 205H7V204H6ZM6 205H5V206H6ZM148 205H149V204H148ZM0 206H1V205H0ZM8 206H9V205H8ZM0 208H2V207H0ZM150 208H152V207H150ZM3 209H4V208H3ZM5 209H6V208H5ZM8 209H9V208H8ZM8 209H7V210H8ZM14 210H15V209H14ZM146 211H147V210H146ZM0 213H1V212H0ZM2 215H3V213H2ZM144 216H145V215H144V213H143V217H144ZM147 216H148V215H147ZM144 218H145V217H144ZM146 218H147V217H146ZM141 220H142V219H141ZM27 221H28V220H27ZM22 222H23V221H22ZM22 222H21V223H22ZM25 222H26V221H25ZM28 222H29V221H28ZM21 223H20V224H21ZM23 223H24V222H23ZM23 225H24V224H23ZM27 225L30 226L28 223H27ZM21 226H22V225H21ZM21 226H20V227H21ZM24 226H25V225H24ZM13 227H14V226H13ZM22 227H23V226H22ZM24 228H25V227H23L22 229L24 230ZM27 228H29V227H27ZM33 228H34V227H33ZM1 229H2V228H1ZM4 230H5V229H4ZM6 230H7V229H6ZM10 230H13L12 227H11V229H10V227H9V231H10ZM19 230H20V229H19ZM19 230H18V231H19ZM23 230H22V232H20V233L23 234V233H24ZM26 230H27V229H26ZM28 231H29V230H28ZM30 231H31V230H30ZM3 232H4V231H3ZM10 232H12V231H10ZM7 233H9V232H7ZM20 233H19V234H20ZM25 233H26V232H25ZM22 234L19 235V236H22V237H23ZM27 234H28V233H27ZM14 235H15V234H14ZM16 235H17V234H16ZM5 236H6V235H5ZM32 236H33V235H32ZM34 236H35V235H34ZM34 236H33V237H34ZM22 237H20V241H21V238H22ZM24 237H25V235H24ZM4 238H6V237H4ZM30 238H31V237H30ZM14 240H15V239H14ZM17 240H18V239H17ZM20 241H19V242H20ZM25 241L28 242L26 239H25ZM154 241H155V240H154ZM16 242H17V241H16ZM9 243H10V242H9ZM12 243L14 244V241H13ZM22 243H23V241H22ZM24 243H25V242H24ZM10 244H11V243H10ZM15 244H16V243H15ZM18 244H19V243H18ZM29 244H30V243H29ZM6 245H7V244H6ZM19 245H21V243H20ZM19 245H18V246H19ZM22 245H23V244H22ZM25 245H26V244H25ZM19 247H20V246H19ZM22 247H23V246H22ZM22 247H21V248H22ZM26 247H27V246H26ZM28 247H29V246H28ZM125 247H126V246H125ZM151 247H152V246H151ZM4 248L6 249L5 246H4ZM4 248H3V249H4ZM23 248H25V247H23ZM25 249H26V248H25ZM29 249H30V248H29ZM23 251H24V250H23ZM0 252H1V251H0ZM53 252H54V251H53ZM24 253H25V252H24ZM31 254H32V253H31ZM25 255H26V254H25ZM26 256H27V255H26ZM37 257H38V256H37ZM50 258H51V257H50ZM23 259H24V258H23ZM30 259H31V258H30ZM28 261H29V260H28ZM31 262H32V261H31ZM34 263H35V262H34ZM35 264H37V263H35Z\"/></svg>",
	"mask_w": 264,
	"mask_h": 264
}]
</instances>
